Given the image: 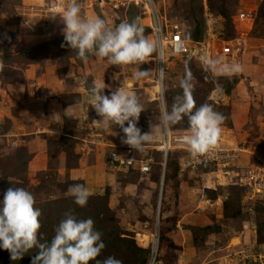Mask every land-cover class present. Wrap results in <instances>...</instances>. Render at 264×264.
<instances>
[{"label":"rangeland","instance_id":"374dc122","mask_svg":"<svg viewBox=\"0 0 264 264\" xmlns=\"http://www.w3.org/2000/svg\"><path fill=\"white\" fill-rule=\"evenodd\" d=\"M26 1L0 0V61L5 65L0 71V202L9 187L30 191L42 211L41 243L51 242L69 210L78 220L91 218L105 244L97 257L100 261L111 256L122 264H149L156 240V264H264V184L259 193L241 186L239 180L241 176L247 178L249 172L264 170V0H159L167 17L182 25L186 39L211 42L217 48L229 41L236 52L222 57L223 63L238 62L244 68L240 75L228 78L205 70L199 56H174L166 63L164 95L169 108L173 97L182 93L179 81L188 72L193 78L196 106L207 103L226 117L217 144L233 156L226 158L230 159L226 168L219 170L193 168L194 158L184 150L171 151L165 164L156 149L163 137L138 151L121 143L124 134L118 126L113 130L97 127L93 121L100 117L88 105L93 81L108 85L105 94L123 88L138 95L145 110L137 127L142 133L149 132L150 124H157L159 118V104L147 91L149 76L136 80V66H113L95 56H89L86 62L80 60L64 41L62 12H48L53 0ZM77 2L82 6V16L100 17L112 27L138 19L144 34L150 37L140 7L113 9L91 7L87 0ZM246 9L254 13V22H235L233 17ZM47 67L66 89L56 99L64 109L73 106L74 112L67 111L62 118L68 136L48 142L47 167L35 172L29 168L27 149L15 141V136H7L14 130L9 115L15 112V106L1 88L5 90L7 80L31 73V84L26 85L22 98L41 101L45 92L37 90L34 79ZM153 67L154 60L140 66L141 70ZM5 107H9V115ZM75 129L80 131L79 139L74 138ZM172 131L175 135L189 134L187 119ZM77 144L107 151L108 157L116 152L136 160L152 158V169L146 174L131 169L125 172L107 162L105 171L113 175L112 185L93 190L87 205L79 207L67 190L69 185L86 182L71 177V170L92 164L94 169L100 159H78ZM61 150L67 159H58ZM188 171L195 173L188 176ZM180 172L188 182L183 196L178 189ZM190 198L196 200V206L183 212L178 203L187 205ZM166 213L168 217H164ZM37 251L34 248L14 261L8 251L0 249V264H31Z\"/></svg>","mask_w":264,"mask_h":264},{"label":"clouds","instance_id":"9594fccd","mask_svg":"<svg viewBox=\"0 0 264 264\" xmlns=\"http://www.w3.org/2000/svg\"><path fill=\"white\" fill-rule=\"evenodd\" d=\"M81 12L82 6L77 0H69L65 11L60 14L64 25V41L75 50L80 60L86 62L89 56H95L106 59L113 66H136L133 73L136 80L153 72H158L159 75V118L157 124H150L149 132L142 133L137 127L140 115L145 110L138 95L123 88L105 94L108 85L93 81L88 105L100 117L93 121L96 126L105 130H113L114 126H118L124 134L121 143L131 149L143 151L147 143L156 138L167 137L172 128L186 118L189 134L185 137V143L190 155L196 158L208 154L217 144L226 117L207 103L196 106L191 74L186 72L185 77L179 81L182 93L173 97L169 108L164 95V68H140L142 64L154 60V57L163 62L164 53L159 39L146 36L138 19L123 21L112 27L100 17L87 18ZM203 64L205 70L228 78L244 71L240 63H223L222 57H209ZM4 67L3 61H0V71ZM112 135L117 133L112 131ZM137 167L121 169L137 172ZM67 191L79 207H85L91 196V192L83 184L69 185ZM41 216L42 211L36 207V199L30 191L23 187H9L5 191L3 201L0 202V249L8 251L11 260H21L35 248L38 251L32 257L31 264H90L92 261L96 264H122V261L111 256L102 261L97 260L105 244L101 239L102 234L94 229L91 218L78 220L69 210L55 229L51 242L41 243Z\"/></svg>","mask_w":264,"mask_h":264},{"label":"built area","instance_id":"2783aa9c","mask_svg":"<svg viewBox=\"0 0 264 264\" xmlns=\"http://www.w3.org/2000/svg\"><path fill=\"white\" fill-rule=\"evenodd\" d=\"M69 0H53V3L50 5L48 12L51 14H60L65 11L66 3ZM91 7L98 6L104 7L108 6L113 9L119 8H128L129 6H136L142 9V14L147 20V26L150 30V38L159 41L162 44L163 48V62H160L154 58V67L152 70H158L159 68H164V73L166 71V63L170 58L185 57V56H199L201 61H204L207 58L216 59V57H231L236 51L233 48L231 42L223 41L221 46L217 48L213 43L207 42H197L194 40L185 38V30L178 21H173L169 19L165 13V6H161L160 1L165 0H87ZM163 11V13L161 12ZM235 22L252 24L254 21V13L246 10H239V12L233 17ZM203 46V47H199ZM159 75L158 72H153L148 77V94L151 100H155L159 104L160 96V87L158 84ZM188 134H174L171 130L170 134L167 137H163L160 140V145L156 147L158 152L161 153L165 164L171 151L173 150H184L188 151V146L185 143V137ZM224 149L218 144L208 153L194 159H191V166L204 167L214 169H220L219 167L226 168L228 162L226 161L232 158L233 155H228ZM108 162L113 168H135L138 166L139 172L146 174L149 173L152 169V158L146 160L140 159L136 160L134 158L127 157L120 153L112 152L109 154ZM259 169V168H258ZM256 173L254 171L249 172L248 177H240V185L247 186L248 188L253 189L256 192H262L259 190V187H263L264 181V170ZM228 174V172H227ZM263 178V179H262ZM263 183V184H262ZM156 247H154V253L150 258L149 264H156Z\"/></svg>","mask_w":264,"mask_h":264},{"label":"crops","instance_id":"0c3cea01","mask_svg":"<svg viewBox=\"0 0 264 264\" xmlns=\"http://www.w3.org/2000/svg\"><path fill=\"white\" fill-rule=\"evenodd\" d=\"M30 1L31 0H28L26 3H29ZM46 69L47 70H42L43 73L34 79L36 80L34 85L37 87V90L42 88L43 92H45V96L41 101H39V99L24 101L22 98L26 85L29 86L31 84L28 78L30 76L33 78L31 73L30 75L25 74V76L16 80H7L6 86H4L5 90L1 88V91L5 93L9 99L13 100L15 106V112L12 114L10 112L11 115L8 114L9 107L4 108L5 114L11 116V119L14 122V130L7 134V136H15L17 138L15 141L21 143L20 145L27 149L31 159L29 161V168L35 172L43 171L47 167L49 159L48 142H59L62 140L63 136H68V134H64V121L62 118L64 114L67 113L66 110L71 111V114L74 112L72 111L73 106H71V108L64 109L56 99L58 96L62 95L66 89L64 88V85H62L58 75H55L52 72V68L48 69L47 67ZM29 71L30 70H27V72ZM24 78L27 79V81L24 80ZM79 133L80 131L78 129L74 130L73 135L75 139H79ZM75 152L79 157L78 159H100V163H98V166H95L94 169V164L87 167L72 169L71 177L85 179V186L89 189L91 194L94 191L96 192L99 188L101 189L102 187H108L112 185L113 175L108 174L105 171V168L108 166V156H106L108 154L107 151L99 152V149L93 150V148L91 149L87 145L77 144ZM58 159H67L65 152H62L61 150ZM119 170L126 172L125 169ZM194 173V171L187 172L188 176ZM203 175L204 178L207 176L205 174ZM178 179L180 180L181 185L178 188L179 193L183 196L185 193L184 191L186 190L185 186L188 184V182L184 180L183 172H180ZM190 179L197 180L194 179V177L192 178V176ZM195 201L196 200L190 198L188 199L187 205L182 202L178 204L180 205L181 209L183 207L182 211L184 212V209H187L188 207L194 208L196 206ZM164 217H168V213H166V215L164 214ZM182 217L183 216L180 218ZM169 236L167 235V238H169Z\"/></svg>","mask_w":264,"mask_h":264},{"label":"bare ground","instance_id":"6f19581e","mask_svg":"<svg viewBox=\"0 0 264 264\" xmlns=\"http://www.w3.org/2000/svg\"><path fill=\"white\" fill-rule=\"evenodd\" d=\"M154 246L156 247L157 245H156V240H155V244H154Z\"/></svg>","mask_w":264,"mask_h":264},{"label":"trees","instance_id":"16d2710c","mask_svg":"<svg viewBox=\"0 0 264 264\" xmlns=\"http://www.w3.org/2000/svg\"><path fill=\"white\" fill-rule=\"evenodd\" d=\"M196 38H198V37H196ZM196 38H195V39H196ZM195 41H196V40H195Z\"/></svg>","mask_w":264,"mask_h":264}]
</instances>
